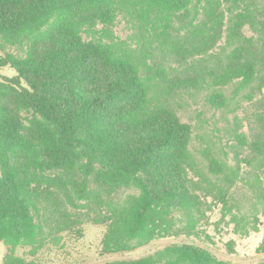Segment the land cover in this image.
I'll return each instance as SVG.
<instances>
[{"label": "trees", "instance_id": "1", "mask_svg": "<svg viewBox=\"0 0 264 264\" xmlns=\"http://www.w3.org/2000/svg\"><path fill=\"white\" fill-rule=\"evenodd\" d=\"M189 3L140 2L133 20L135 46L120 51L51 26L42 31L51 18L61 20L81 4L107 16L105 0H0V68L16 72L0 80V241L7 247L2 264H37L15 254L35 235L8 171L24 110L37 117L30 120L31 134L48 165L67 174L78 198L88 199L93 189L135 191L121 215L103 220V253L129 251L164 236L167 227L160 228V222L173 219V212L194 227L203 213L202 194L218 193L222 201L238 185L264 216V0H197L192 16ZM172 17L185 33H177ZM37 31L41 34L31 36L20 52L10 50L11 38ZM168 65L181 68L169 76ZM227 86H232L229 94L223 92ZM154 88L164 100L179 91L210 89L215 107L246 94L254 109L247 116L244 152L232 164L208 144L194 156L190 125L167 106L147 108V93ZM256 215L252 227L258 231ZM83 223L67 217L56 231L81 237ZM256 251L264 253V235ZM102 264L232 263L206 246L183 241Z\"/></svg>", "mask_w": 264, "mask_h": 264}, {"label": "rangeland", "instance_id": "2", "mask_svg": "<svg viewBox=\"0 0 264 264\" xmlns=\"http://www.w3.org/2000/svg\"><path fill=\"white\" fill-rule=\"evenodd\" d=\"M140 2L143 0H105L107 16L98 15L92 7L77 5L61 20L51 18L42 31L45 33L51 26L52 29L73 32L85 43L110 50H132L135 46L133 20ZM196 4L197 0H190L191 16ZM172 19L173 26L179 27L177 33H185L187 28L181 27L177 18ZM39 34L37 31L11 38L8 43L10 50L20 52L31 43V36ZM175 68L181 67L175 65L173 70ZM173 70L168 65L166 72L170 76ZM15 73L10 66H4L0 68V80L2 76H13ZM231 89L232 86H227L223 92L229 94ZM157 92V88L148 91L147 108L153 110L167 106L181 122L190 125L189 149L194 156L197 148L206 144L226 164L234 163L235 158L244 152V135L248 133L247 116L254 109L246 94L241 92L231 104L215 107L211 103L215 91L210 89L179 91L168 100L159 96L161 91L159 95ZM20 115L23 125L13 141L8 171L19 191V197L29 210L35 235L31 241L15 249L17 256L37 264H102L115 259H137L154 254L173 243L187 241L206 246L215 257L232 264H264V253L256 251L264 235V216L260 207L255 208L256 211L251 207L250 193L241 185L227 193L223 198L226 203L221 201L218 193L202 194L200 201L203 213L192 228L186 225L182 216L173 212V219L170 215L160 222V228L167 227L164 236L129 251L103 253L101 242L106 229L103 220L121 215L129 194L135 191L121 189L107 192L93 189L88 199L78 198L67 174L48 165L42 146L31 134L30 120L37 117L25 110ZM254 212L260 218L258 231L252 227ZM67 217L84 222L81 237L76 236L74 231H56L58 222L67 220ZM242 226H246L247 231ZM6 253L7 247L0 241V264Z\"/></svg>", "mask_w": 264, "mask_h": 264}]
</instances>
